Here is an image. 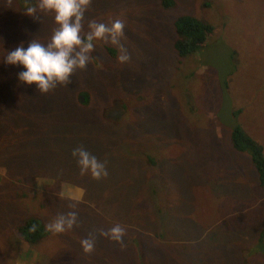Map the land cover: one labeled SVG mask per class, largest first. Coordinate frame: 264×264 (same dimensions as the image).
Segmentation results:
<instances>
[{"label":"rangeland","instance_id":"rangeland-1","mask_svg":"<svg viewBox=\"0 0 264 264\" xmlns=\"http://www.w3.org/2000/svg\"><path fill=\"white\" fill-rule=\"evenodd\" d=\"M13 1L0 0V264H260L264 192L228 136L239 125L264 154V0H168L169 8L160 0H91L84 31L90 20L121 19L124 36L119 45L96 41L71 84L47 93L20 82L23 67L2 59L21 42L46 44L56 25L49 14L23 13L37 0ZM180 15L212 27L185 58L172 48ZM121 46L126 63L118 61ZM79 146L105 163L106 177L80 174L72 156ZM19 188L45 229L70 211L76 226L26 246L14 225L28 211L7 206ZM60 198L76 203L57 211ZM129 201L140 211L138 233L125 230L123 244L101 236L117 224L125 229L112 216ZM90 236L88 254L81 241ZM127 237L139 240L137 251Z\"/></svg>","mask_w":264,"mask_h":264},{"label":"clouds","instance_id":"clouds-1","mask_svg":"<svg viewBox=\"0 0 264 264\" xmlns=\"http://www.w3.org/2000/svg\"><path fill=\"white\" fill-rule=\"evenodd\" d=\"M6 3L10 7L12 0H6ZM90 4L91 0H37L34 6H27L23 12L25 15L38 19L37 13L49 14L56 27L46 44L32 39L25 48L21 42L15 50L5 52L2 62L22 66L24 71L18 74V80L26 85L35 84L41 93H47L58 85L68 86L76 70L87 67L96 41L119 45L124 36L125 25L121 19L114 20L110 25L90 20L85 32V12ZM128 60L127 51L121 46L118 61L126 63ZM72 156L76 159L81 175L90 174L96 180L108 175L105 163L82 146L74 148ZM69 198L78 200L80 197ZM76 224L77 213L70 211L55 217L46 225V231L63 233ZM30 231H36V225ZM100 235L123 244L125 229L117 224L107 231L100 230ZM81 246L85 253L90 254L94 250L95 237L83 239Z\"/></svg>","mask_w":264,"mask_h":264},{"label":"trees","instance_id":"trees-1","mask_svg":"<svg viewBox=\"0 0 264 264\" xmlns=\"http://www.w3.org/2000/svg\"><path fill=\"white\" fill-rule=\"evenodd\" d=\"M160 4L162 8H169L172 6V2L168 0H160ZM172 29L174 34L172 48L176 56L179 58H185L197 53L203 47L206 38L212 33V27L210 25L187 15H180L176 17L172 22ZM103 48L107 54L109 53L110 56L113 57L114 51L112 49L105 46H103ZM83 97L84 102L87 101V97H85L84 94ZM232 113L234 116L238 115V111H233ZM4 126L5 125L3 123H0V133L2 131L4 132ZM120 131L121 130H116L118 133ZM122 132L123 131L119 133L120 138L123 136ZM228 138L229 145L235 153L247 156L250 167L256 177L258 188L264 192L263 146L242 131L239 125H235L230 129ZM135 154L138 155L141 161L142 157L139 152L135 151L134 155ZM142 162L145 166L149 163L147 158H145ZM17 182L20 183L21 179H17ZM11 183L13 188L15 180H12ZM24 191L27 190L24 188L13 189L8 196L7 206H14L21 212L23 210L28 211L23 219L17 220L18 223L14 225V230H16V235L23 244L26 246H33L35 244L37 245L42 239H44L47 235V231L44 228L43 222L38 217L29 214L31 201H29L27 197V195H29L28 191L27 193ZM70 203H76V201L68 200V204H66V198H60L57 205H55L56 210L61 211L63 207L69 205ZM140 216L138 206L129 201L127 209L124 211L119 209L118 215L112 217L115 221L119 220L122 224L126 225V231L132 230V226H134V233H138L141 229V225L139 224L141 222ZM33 225H36V231L34 232L30 231ZM142 225L145 226V223L143 222ZM129 233L131 234V232ZM133 238L127 237V241L129 245L134 246V249H136L135 251H137V249H139V240L137 239V241L131 242ZM257 241L258 244L255 248V255L260 259V264H264V223L258 232ZM24 264H29V262Z\"/></svg>","mask_w":264,"mask_h":264}]
</instances>
